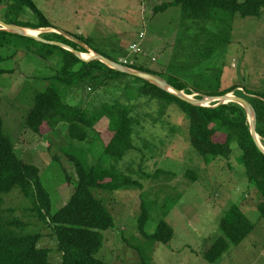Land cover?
Here are the masks:
<instances>
[{
  "label": "rangeland",
  "instance_id": "374dc122",
  "mask_svg": "<svg viewBox=\"0 0 264 264\" xmlns=\"http://www.w3.org/2000/svg\"><path fill=\"white\" fill-rule=\"evenodd\" d=\"M11 1L0 0V19L22 24L38 23L37 17L30 10L19 17L11 11L7 14L5 7ZM32 1L57 28V32L36 31L40 38L45 33H67L85 27L82 16L88 15V10L95 6V13L116 14L115 17L119 18L123 15L130 17L129 34L137 33V43H142L139 34L145 33L141 51L136 54L127 51V58L130 60L128 66L139 64L166 75L181 77L185 81L192 75L201 74L198 67L186 70L183 74L179 71L180 66L174 70V66L179 64L175 60L181 48L189 52L195 50L191 37L197 35L198 28L191 23L187 24L190 31L185 39L181 8L172 7L159 14L155 12L158 7L172 0H122L125 7L116 6L115 0H100L99 4L97 0H94L95 3L92 0ZM142 3L146 5L143 15ZM73 15H80L78 21ZM144 19L147 25L143 28ZM118 21L120 19H112L110 25L114 27ZM208 28L217 33L223 32L224 35L228 33L230 36V43L220 49L217 62H214V66L222 67L220 89L240 86L241 88L231 94L245 100L251 97L246 90L264 94V15L262 19L237 17L233 31L229 32L215 25ZM101 29L103 26L99 25L91 35L84 31L80 33L93 40L92 47L117 56L118 52L113 48L119 42L127 41V32L120 28L124 34L123 38L117 40L115 35L98 34ZM118 34L119 31L116 32ZM8 39L15 44L0 48V56L3 58L0 70L7 71L5 75H0V114L4 118L7 134L12 136L16 144L18 156L25 163L40 168L42 182L52 197L53 211L63 208L74 193L77 175L69 156L78 157L92 166L101 163L109 168L115 167L117 173L143 185L139 189L98 193L115 220V228L104 234V246L99 259L109 264H145V258L151 260L150 264H212L205 259V253L221 237L220 226L226 214L231 208L240 207L255 229L241 245L232 246L214 264H264V219L258 210L261 198L248 180L241 162L242 152L237 143L232 145L231 161L217 158L207 163L191 147L189 122L174 105L158 121L156 119L160 114L156 112L157 107H147L144 110L135 108L137 113H141L139 117L142 122L135 127L134 149L121 162L104 154L101 140L92 136L89 142H74L63 126L46 137L38 136L24 125V118L31 109L27 89L29 86L36 89L39 85L45 89L49 84L46 77L56 75V62L44 61L32 53L39 47L30 41L12 36H8ZM124 59L126 58L121 61ZM217 72L214 70V75L203 86L204 89L209 88V83L216 80ZM117 85L120 86L113 92L107 90L111 101L116 97H121L123 102L136 101L130 100L129 94L123 92L124 84ZM56 87L62 88L60 85ZM24 91L28 95L22 97ZM77 92L69 91L68 101L66 100L69 104L79 105L86 98L82 91ZM87 92V102L90 96L99 93L98 89ZM189 97L198 99L199 94ZM214 104L217 103H208L209 106ZM145 112L147 115L143 114ZM248 122L251 127L249 116ZM153 175L156 176L152 177ZM4 202L5 209L15 210L16 215L24 221L38 223L37 218L30 212V203L18 191L6 197ZM143 208L150 212L146 226L148 235L154 234L162 221L172 227L174 238L169 244L150 245L141 234L139 227ZM36 229L41 230L44 235L40 246L52 251V264H61L62 257L53 232L41 225ZM142 250H145L144 258L140 252Z\"/></svg>",
  "mask_w": 264,
  "mask_h": 264
},
{
  "label": "trees",
  "instance_id": "16d2710c",
  "mask_svg": "<svg viewBox=\"0 0 264 264\" xmlns=\"http://www.w3.org/2000/svg\"><path fill=\"white\" fill-rule=\"evenodd\" d=\"M172 7L181 8L185 39L190 31L187 24L191 23L198 28L197 35L191 37L195 50L189 52L181 48L185 57L181 51L176 55L175 61L179 64L174 66V70L180 66L181 74L191 68H199L201 74L192 75L187 81L139 64L124 65L121 59L129 56L127 51L130 40L133 39L131 36H127V41L115 45L113 50L118 55L112 56L92 47L91 38L70 32L45 33L41 38L51 43H44L0 30V48L15 44L8 39V36H12L30 41L39 47L32 53L42 60L56 62V75L44 78L49 82L45 89L40 85L36 89L29 86V95L25 91L22 93V97L28 95L31 104V109L24 118V125L42 137L61 126L65 127L69 138L74 142L86 143L94 136L96 140L102 141L106 156L121 162L134 149L135 127L142 122L139 117L141 113H137L135 108L144 110L147 107H157L156 112L160 114L156 119L158 121L174 105L189 122L191 147L207 163L217 158L231 161L232 145L237 143L242 152L241 162L248 180L261 198L258 210L264 219V152L252 136L248 115L242 106L235 103L217 107L216 104L211 107L195 106L157 85L112 69L98 59L80 58L72 51L57 45L62 44L83 55L89 53L90 49L127 68L167 80L170 86L186 95L199 94L198 100L203 97H222L241 88L233 86L220 89L222 67H215L214 62H217L220 49L230 43V36L228 33L224 35L223 32H214L208 26L215 25L229 32L233 31L237 17L262 19L264 0H172L158 7L155 12L163 13ZM5 8L8 10L7 14L11 11L18 14V17L30 10L37 17L38 23L22 24L0 19L3 23L34 31L57 30L32 0H12ZM2 60L0 56V62ZM214 70L218 71L216 80L209 83V88L204 89L203 86L214 75ZM6 73L7 71L0 70V75ZM193 81L196 83H192ZM117 84H124L123 92L129 94L130 100L136 101L123 102L117 95L111 101L107 90L113 92L120 86ZM57 85L62 88L56 87ZM96 89L99 93L92 97L89 95L90 100L87 102V91ZM70 90L76 93L82 91L86 98L79 105L69 104L67 97ZM246 93L251 96L247 101L256 112V132L264 140V94H255L248 90ZM1 105L0 94V108ZM69 157L75 165L77 175L74 193L63 208L54 212L52 197L42 182L40 168L25 163L18 156L16 144L12 136L7 134L4 118L0 114V264H52V251L40 246L44 235L41 230L36 229L38 225L53 232L62 257L61 264H109L99 259V254L104 246V234L115 228V220L98 193L139 189L143 185L117 173L115 167L109 168L101 163L92 166L78 157ZM16 191L30 203V212L37 218V224L24 221L13 209L4 208V199ZM149 218L150 212L143 208L139 227L141 234L150 245L169 244L174 238L172 227L162 221L155 233L148 235L146 226ZM254 229V224L247 219L240 207L231 208L221 223V237L205 253V259L212 264L218 263L232 246L241 245ZM140 252L144 258L145 250ZM144 262L150 264L151 260L145 258Z\"/></svg>",
  "mask_w": 264,
  "mask_h": 264
},
{
  "label": "water",
  "instance_id": "95a60500",
  "mask_svg": "<svg viewBox=\"0 0 264 264\" xmlns=\"http://www.w3.org/2000/svg\"><path fill=\"white\" fill-rule=\"evenodd\" d=\"M0 30H4V31H8L20 36H24V37H30L33 38L35 40L44 42V43H51V42H47L44 41L42 38L38 37L37 35H32L30 33H28L26 30L29 29H25L19 26H14V25H10V24H6L3 22H0ZM43 32H45L46 30H42ZM56 44V43H55ZM63 48H66L70 51H72L73 53H75L78 57L83 58V59H98L100 61H102L103 63L107 64V66H109L112 69L124 72V73H128L130 75H133L135 77L141 78L147 82H150L154 85H157L158 87H160L161 89L168 91L176 96H178L180 99L195 105V106H201V107H211L208 105V103H213L216 102V107L220 106V105H227L230 103H235V104H239L240 106H242L247 115L249 116L250 119V123H251V132H252V136L255 139V142L258 144V146L260 147V149L264 152V148L261 145L259 141V135L256 132V122H257V116H256V112L254 107L251 105V103H249L247 100L243 99V98H239V97H235L232 94H227L224 95L222 97H203L202 99H192L191 97L187 96L184 92L182 91H178L176 89H174L172 86L169 85V83L165 80H163L162 78L155 76L153 74L150 73H145V72H140V71H136V70H132L130 68H127L125 66H122V64L116 63L115 61H112L104 56H101L99 54L94 53V55L90 58H85L82 56V53H79L75 50H72L66 46H63L62 44H57Z\"/></svg>",
  "mask_w": 264,
  "mask_h": 264
},
{
  "label": "crops",
  "instance_id": "0c3cea01",
  "mask_svg": "<svg viewBox=\"0 0 264 264\" xmlns=\"http://www.w3.org/2000/svg\"><path fill=\"white\" fill-rule=\"evenodd\" d=\"M92 1L94 2V0H92ZM99 2H100V0H97V3L98 4H99ZM114 3H115L116 6L119 5V7H125L126 6L125 3H124V1H122V0H115ZM85 5H87L89 7H92L91 4L88 5L87 3H85ZM145 8H146V5L144 3H142L141 4V10H143L142 11V15L145 12ZM115 15L116 14H111V13H110V15H103L102 13H100V14L99 13H95V6H94V8H90L88 10V15L82 16V19H84V21H85L84 24H83L85 27H79L78 29H76V31H73V32L72 31H69V32L70 33H73V34H76V35H80V36L85 37L80 32L84 31V32H87L88 35H91L92 33H95L96 27L99 26V25H101V26H103V29H101L98 32V34H101V36H112V35H115V36H117V40H118L120 38H123V34L124 33L120 29V28H123L124 31L127 32V36L131 35V38H133V39L130 40V43H131L130 46L133 45V44H135V43H137L136 42V34L137 33H134L133 32V34H129L130 33V29H128V26H129L128 20L130 19V17H128L127 15H123L122 17L119 18V17H115ZM78 16H80V15H73V17L75 18L76 21H78ZM112 19L114 21H117V19H120V21L116 22L115 26L112 27L110 25ZM104 21H106V22H104ZM140 24L138 25L139 27H140ZM143 24H144V26H143ZM145 24L147 25V23H146V21L144 19V22H142L143 28L146 26ZM81 26H82V24H81ZM110 29H112V30H110ZM48 31L49 32L50 31L57 32V30H53V29L52 30H48ZM65 31H67V30H65ZM117 31H119V34L118 35H116V32ZM140 34H142V32ZM140 34H139V39H140V36H141ZM85 38H88L89 39L90 37H85ZM114 43H116V42H114ZM129 50H130V48H129ZM90 51L93 52L92 50L89 49V52ZM148 109H147V111H148ZM145 113L147 114V112H145ZM145 113H143V114H145ZM167 113H166V115H167Z\"/></svg>",
  "mask_w": 264,
  "mask_h": 264
},
{
  "label": "built area",
  "instance_id": "2783aa9c",
  "mask_svg": "<svg viewBox=\"0 0 264 264\" xmlns=\"http://www.w3.org/2000/svg\"><path fill=\"white\" fill-rule=\"evenodd\" d=\"M140 35H141L140 36V40L143 43V40L145 38V33L142 32V34H140ZM141 44L140 43H135V44L131 45L130 46V51H132L131 53H133V54L139 53L141 51V47H140ZM129 62H130V60L128 58H126V59L123 60L124 65H128ZM130 65H131V63H130Z\"/></svg>",
  "mask_w": 264,
  "mask_h": 264
},
{
  "label": "bare ground",
  "instance_id": "6f19581e",
  "mask_svg": "<svg viewBox=\"0 0 264 264\" xmlns=\"http://www.w3.org/2000/svg\"><path fill=\"white\" fill-rule=\"evenodd\" d=\"M26 31H27L28 33L32 34V35H37V33H38V32H36V31H34V30H31V31H30V30H26ZM82 56L85 57V58L92 57V56H93V52L90 51L89 53H87V54H85V55L82 54ZM258 142H260L261 145H262L263 148H264V140H262V139L259 138V141H258Z\"/></svg>",
  "mask_w": 264,
  "mask_h": 264
},
{
  "label": "clouds",
  "instance_id": "9594fccd",
  "mask_svg": "<svg viewBox=\"0 0 264 264\" xmlns=\"http://www.w3.org/2000/svg\"><path fill=\"white\" fill-rule=\"evenodd\" d=\"M122 66H123V64H122ZM126 67V66H125Z\"/></svg>",
  "mask_w": 264,
  "mask_h": 264
}]
</instances>
